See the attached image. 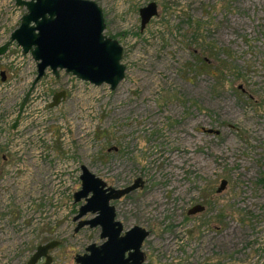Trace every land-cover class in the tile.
<instances>
[{"label": "rangeland", "instance_id": "374dc122", "mask_svg": "<svg viewBox=\"0 0 264 264\" xmlns=\"http://www.w3.org/2000/svg\"><path fill=\"white\" fill-rule=\"evenodd\" d=\"M91 1L123 47L115 90L48 70L13 130L37 65L17 44L0 60V264H28L53 241L51 264H77L105 242L100 227L75 232L82 166L117 189L144 180L112 202L124 232H150L144 264H264V0ZM26 12L0 0V46Z\"/></svg>", "mask_w": 264, "mask_h": 264}, {"label": "water", "instance_id": "95a60500", "mask_svg": "<svg viewBox=\"0 0 264 264\" xmlns=\"http://www.w3.org/2000/svg\"><path fill=\"white\" fill-rule=\"evenodd\" d=\"M16 6L26 8L20 26L14 30L8 42L0 46V60L13 44H17L24 56L31 55L37 65V75L23 99L17 118L12 125L16 130L23 111L35 86L51 70L56 78L65 71L77 79L96 86L107 84L115 90L125 79L126 67L122 64L123 47L105 35L106 24L102 8L91 0H15ZM158 15V6L152 2L140 10L141 29ZM2 81L6 80L1 72ZM66 99V91L57 93L51 108ZM210 133H213L210 131ZM217 133V132H216ZM81 190L74 195L75 203L85 200L75 216V232L82 228H101V245L91 244L86 253L78 255L77 264H144L146 256L142 251L144 241L150 232L134 226L124 232L123 224L117 220L116 208L111 204L143 188L144 181L137 178L134 183L122 189L109 187L101 178L82 166ZM228 186L222 181L218 193ZM204 206L197 205L190 215L202 213ZM92 219H84L87 215ZM59 242L40 245L28 264H51L49 252ZM45 259L44 263H40Z\"/></svg>", "mask_w": 264, "mask_h": 264}, {"label": "bare ground", "instance_id": "6f19581e", "mask_svg": "<svg viewBox=\"0 0 264 264\" xmlns=\"http://www.w3.org/2000/svg\"><path fill=\"white\" fill-rule=\"evenodd\" d=\"M235 233H236V229L233 226H229L222 232V235L224 238L230 239L234 236Z\"/></svg>", "mask_w": 264, "mask_h": 264}, {"label": "built area", "instance_id": "2783aa9c", "mask_svg": "<svg viewBox=\"0 0 264 264\" xmlns=\"http://www.w3.org/2000/svg\"><path fill=\"white\" fill-rule=\"evenodd\" d=\"M5 84H6V82H3V81H2V77H1V75H0V89H1V87H3ZM0 126H1V129H0V148H1V146H2V141H3V139L5 138V132H4L5 125H3L2 121H0ZM2 126H3L4 128H2Z\"/></svg>", "mask_w": 264, "mask_h": 264}, {"label": "flooded vegetation", "instance_id": "af4514ba", "mask_svg": "<svg viewBox=\"0 0 264 264\" xmlns=\"http://www.w3.org/2000/svg\"><path fill=\"white\" fill-rule=\"evenodd\" d=\"M142 179V178H141ZM143 180V179H142ZM144 181V180H143ZM144 185H145V182H144ZM110 187V186H109ZM144 187V186H143ZM114 188V187H113ZM117 189V188H116ZM121 200V199H120ZM114 202V201H113ZM112 204V203H111ZM114 206V205H113ZM200 206H202V205H200ZM115 207V206H114ZM194 208V207H193ZM189 214V213H188ZM190 215V214H189ZM194 215H196V214H194ZM40 263H42V262H40Z\"/></svg>", "mask_w": 264, "mask_h": 264}]
</instances>
